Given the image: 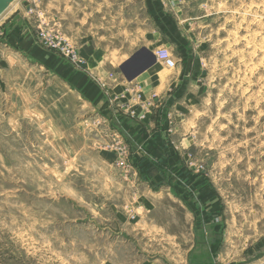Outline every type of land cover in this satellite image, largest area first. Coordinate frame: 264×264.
I'll return each instance as SVG.
<instances>
[{"label":"rangeland","instance_id":"1","mask_svg":"<svg viewBox=\"0 0 264 264\" xmlns=\"http://www.w3.org/2000/svg\"><path fill=\"white\" fill-rule=\"evenodd\" d=\"M5 26L72 66L87 42L103 67L153 41L169 50L175 67L155 65L181 84L154 109L172 136L164 186L140 188L151 209L102 115L97 133L57 127L55 98L74 96L55 74L31 72L29 116L10 121V72L43 64ZM193 243L203 264H264V0H16L0 18V264H184Z\"/></svg>","mask_w":264,"mask_h":264},{"label":"crops","instance_id":"2","mask_svg":"<svg viewBox=\"0 0 264 264\" xmlns=\"http://www.w3.org/2000/svg\"><path fill=\"white\" fill-rule=\"evenodd\" d=\"M16 28H11V26H5L4 28L7 38H9L8 45L10 48L19 47L23 52L25 51V55H30L31 53L35 59L43 64V67H14L10 72L11 75L14 73L16 75L15 78L10 80L9 84L12 91L10 99L12 100L11 109L13 110L10 121L17 123L29 116L25 113L32 108L30 104L33 100V78L32 76L30 77L31 72L33 70H44L47 77L55 74L53 82L48 85L63 91L67 87L74 96L67 104L65 103L67 101L66 98L60 99L59 96L55 98L58 106L55 113L57 127L60 128L65 123H74L75 126L82 124V130L78 129L80 134L85 133L87 129L90 132L94 131L97 133L95 126L101 122L96 115L100 114L99 119H102V115L106 134L114 135L115 139H118L124 146L126 153H131V158L135 159L132 166H130L131 168L123 166L122 169L134 170L135 175L140 176L133 179L138 190L137 202L141 206L140 210L143 208L151 209L153 204L150 198L153 195L146 196L143 193V196H140V188L145 186L149 188L155 185L164 186L165 181L160 171L156 169L159 165L161 153L170 154L171 148L167 141L172 136L169 118L156 116L154 109L164 105H171V88L174 86L178 87L181 81L177 74L165 73V69L158 66V64H154L140 73H138L140 68L129 66L122 68V66L133 56L139 54L140 50L146 49L155 55L160 46L155 41L144 44L139 46L128 59L123 60L117 66L103 67L98 65L99 60L103 59V57L96 49L90 48L89 42H87L80 49L82 58L80 63L82 64L72 66L63 56L38 47L35 44V39L33 37L32 39L29 38V34L31 35L30 30L20 32ZM51 71H55V73ZM20 74L23 76L17 77ZM135 74L137 75L129 80V77ZM100 80L103 81L102 84H100ZM44 102L45 99L41 98V103L44 104ZM18 103H20V107L17 106ZM69 103L74 108L72 112H69ZM29 106H31L30 109ZM174 106H177V104ZM66 107L69 109L68 112L65 110ZM22 113H24V116L21 115ZM76 131L77 129L75 130V135L77 134ZM111 155L113 156V161L109 162L115 165L116 155L113 153ZM141 158H143V161L140 162ZM154 161H157V164L149 163ZM147 164L153 167L151 177L146 176V173L150 171L147 169ZM184 178L187 180L186 176ZM198 246L193 243L187 250L184 257L181 258V260L184 259V264H203L196 255L199 250ZM178 261L180 260L174 258L173 261L169 260V263L179 264ZM181 263L183 264V262ZM140 264H160V262L148 260ZM162 264L167 263L164 261Z\"/></svg>","mask_w":264,"mask_h":264},{"label":"water","instance_id":"3","mask_svg":"<svg viewBox=\"0 0 264 264\" xmlns=\"http://www.w3.org/2000/svg\"><path fill=\"white\" fill-rule=\"evenodd\" d=\"M15 1L16 0H0V18L14 4ZM156 60V56L152 52L142 49L140 50L139 54L133 56L125 65L122 66V68L126 66L140 68V71L138 72L140 73L153 66L156 63ZM137 74L129 77V80H131Z\"/></svg>","mask_w":264,"mask_h":264},{"label":"built area","instance_id":"4","mask_svg":"<svg viewBox=\"0 0 264 264\" xmlns=\"http://www.w3.org/2000/svg\"><path fill=\"white\" fill-rule=\"evenodd\" d=\"M155 56L159 63H162L169 69H173L176 65V61L174 57L169 52V50L165 48L158 49L157 52L155 53ZM117 149L120 150L121 152L124 151L126 153V149L120 142L117 143Z\"/></svg>","mask_w":264,"mask_h":264},{"label":"trees","instance_id":"5","mask_svg":"<svg viewBox=\"0 0 264 264\" xmlns=\"http://www.w3.org/2000/svg\"><path fill=\"white\" fill-rule=\"evenodd\" d=\"M103 157L105 158V159H107L108 161H113V156L111 155V154H107V153H103ZM169 159L170 158H168V159H166L165 160V158L164 159H162V160H160L159 161V163L158 164H160V165H158V167H157V171L159 170L160 171V173H161V175H162V177H163V179L164 178H166L168 175L166 174V173H164L165 172V170L163 169V166L165 167V166H168L169 167ZM141 161H143V158H141L140 159V162ZM161 165H163V166H161ZM150 166V167H149ZM147 169H149L150 171L153 169V167H152V165H148V167H147ZM147 172L146 173V176H150L151 177V175H152V171L151 172Z\"/></svg>","mask_w":264,"mask_h":264}]
</instances>
